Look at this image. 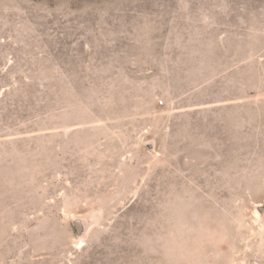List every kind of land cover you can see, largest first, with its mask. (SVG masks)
<instances>
[{
    "label": "rangeland",
    "instance_id": "rangeland-1",
    "mask_svg": "<svg viewBox=\"0 0 264 264\" xmlns=\"http://www.w3.org/2000/svg\"><path fill=\"white\" fill-rule=\"evenodd\" d=\"M0 264H264V0H0Z\"/></svg>",
    "mask_w": 264,
    "mask_h": 264
},
{
    "label": "water",
    "instance_id": "water-1",
    "mask_svg": "<svg viewBox=\"0 0 264 264\" xmlns=\"http://www.w3.org/2000/svg\"><path fill=\"white\" fill-rule=\"evenodd\" d=\"M74 226L78 234L82 235L85 232V224L83 219L74 220Z\"/></svg>",
    "mask_w": 264,
    "mask_h": 264
},
{
    "label": "bare ground",
    "instance_id": "bare-ground-1",
    "mask_svg": "<svg viewBox=\"0 0 264 264\" xmlns=\"http://www.w3.org/2000/svg\"><path fill=\"white\" fill-rule=\"evenodd\" d=\"M80 244L82 245L83 244V241H81Z\"/></svg>",
    "mask_w": 264,
    "mask_h": 264
}]
</instances>
